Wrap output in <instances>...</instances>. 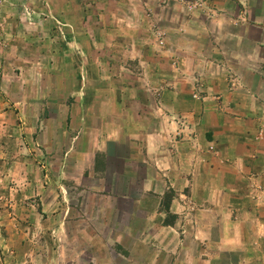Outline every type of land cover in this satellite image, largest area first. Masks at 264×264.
Masks as SVG:
<instances>
[{
	"label": "crops",
	"instance_id": "0c3cea01",
	"mask_svg": "<svg viewBox=\"0 0 264 264\" xmlns=\"http://www.w3.org/2000/svg\"><path fill=\"white\" fill-rule=\"evenodd\" d=\"M81 4L118 35L100 55L118 48L140 73L91 62L69 33L70 49L50 50L53 93L38 88L37 113L23 68L19 112L0 127V164L30 186L31 150L46 153L42 167L57 153L54 179L68 172L97 200L85 212L95 220L77 229L94 264H264V0ZM46 177L38 173L41 187Z\"/></svg>",
	"mask_w": 264,
	"mask_h": 264
},
{
	"label": "rangeland",
	"instance_id": "374dc122",
	"mask_svg": "<svg viewBox=\"0 0 264 264\" xmlns=\"http://www.w3.org/2000/svg\"><path fill=\"white\" fill-rule=\"evenodd\" d=\"M70 1L0 0V127L12 125V120L17 117L19 110H13V103L20 98L21 81L25 78L22 71L25 69H28L27 75L33 79L30 82L33 87L30 94L31 99L35 101L31 102L30 111L37 113L41 110L45 97L39 96L40 89L51 92L54 82L51 66L54 55L49 54L50 50L55 47L59 51V48L70 49L72 40L69 39V33L77 34L78 38L72 42L78 40L81 43L82 49L89 53H84V57L90 58L91 62L92 59L103 57L106 62L123 63L129 68L130 71L127 72L122 70V74L128 78L140 73L138 67L136 68V60L123 54L121 56V52L115 54V49H118L115 48L117 38L104 40L118 35L116 32L106 34L110 31L101 28L99 16L93 12L95 9L91 5L81 4L82 0H77L79 3ZM87 12L96 18L93 16V21L85 25L80 21ZM71 19L77 23H69ZM58 34L62 35V38H59ZM113 43L114 54L110 57L101 56V44L105 48ZM17 50H20V53L17 54ZM92 55L95 58H92ZM77 61L78 64L75 65H78L79 69L80 62ZM36 68L40 69L41 75L37 70L35 72ZM11 83L18 88L10 91ZM35 152L38 154L34 155ZM42 153L41 150H31L29 153L30 156L33 154L32 156L36 157L29 169L30 186H27L25 181L22 182L20 175L9 174L5 163L0 164V189L6 191H0V264H94L92 249L85 247L84 242H81L87 240V232L85 235L77 229H84L82 225H85V220L89 223L95 220V217H87L85 212L90 205L94 206L97 200L88 194L89 190L85 184L78 186L74 183L75 175L71 174L73 183L68 180V172H63L59 179H54L55 173L51 169L56 168L59 157L56 156L57 153L52 152L51 158L47 157V160H51L49 167H42L40 164L43 162L40 159L47 156L45 152L43 155ZM4 157L0 153V159L5 161ZM38 173L42 179L47 173L43 187L39 184L41 180L38 179ZM23 187H30V191H27V188L23 190ZM42 188V192L38 194ZM63 220L68 221L67 229L65 234L61 232V235H58L54 230ZM73 229L75 232L71 233ZM70 237L77 238L74 246L71 247L67 242L59 248L58 238L68 240Z\"/></svg>",
	"mask_w": 264,
	"mask_h": 264
},
{
	"label": "built area",
	"instance_id": "2783aa9c",
	"mask_svg": "<svg viewBox=\"0 0 264 264\" xmlns=\"http://www.w3.org/2000/svg\"><path fill=\"white\" fill-rule=\"evenodd\" d=\"M196 5V4H195Z\"/></svg>",
	"mask_w": 264,
	"mask_h": 264
}]
</instances>
